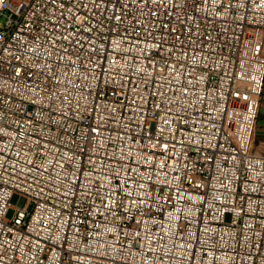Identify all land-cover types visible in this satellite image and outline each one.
I'll return each instance as SVG.
<instances>
[{"label":"built area","instance_id":"built-area-1","mask_svg":"<svg viewBox=\"0 0 264 264\" xmlns=\"http://www.w3.org/2000/svg\"><path fill=\"white\" fill-rule=\"evenodd\" d=\"M263 92L264 0H0V264H264Z\"/></svg>","mask_w":264,"mask_h":264},{"label":"crops","instance_id":"crops-1","mask_svg":"<svg viewBox=\"0 0 264 264\" xmlns=\"http://www.w3.org/2000/svg\"><path fill=\"white\" fill-rule=\"evenodd\" d=\"M252 148L259 153H264V92L261 98L260 111L253 133Z\"/></svg>","mask_w":264,"mask_h":264},{"label":"bare ground","instance_id":"bare-ground-1","mask_svg":"<svg viewBox=\"0 0 264 264\" xmlns=\"http://www.w3.org/2000/svg\"><path fill=\"white\" fill-rule=\"evenodd\" d=\"M22 209H29V201H22Z\"/></svg>","mask_w":264,"mask_h":264},{"label":"rangeland","instance_id":"rangeland-1","mask_svg":"<svg viewBox=\"0 0 264 264\" xmlns=\"http://www.w3.org/2000/svg\"><path fill=\"white\" fill-rule=\"evenodd\" d=\"M12 211L9 212V215H11Z\"/></svg>","mask_w":264,"mask_h":264}]
</instances>
